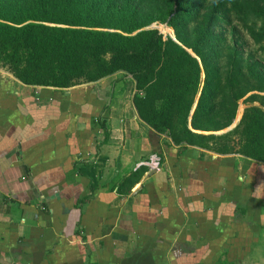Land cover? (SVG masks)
Instances as JSON below:
<instances>
[{
	"label": "crops",
	"instance_id": "obj_1",
	"mask_svg": "<svg viewBox=\"0 0 264 264\" xmlns=\"http://www.w3.org/2000/svg\"><path fill=\"white\" fill-rule=\"evenodd\" d=\"M6 76L0 264H264L262 164L166 149L101 81L75 95Z\"/></svg>",
	"mask_w": 264,
	"mask_h": 264
},
{
	"label": "trees",
	"instance_id": "obj_2",
	"mask_svg": "<svg viewBox=\"0 0 264 264\" xmlns=\"http://www.w3.org/2000/svg\"><path fill=\"white\" fill-rule=\"evenodd\" d=\"M188 2L0 0V62L7 64L13 76L25 85L48 87L54 92L71 88L75 95L83 91L81 87L74 88L77 80L90 83L123 72L134 83L132 104L139 118L158 134H166L170 139L164 143L166 149L172 148V144H185L213 150L198 141L205 135L196 132L211 130L214 126L209 117L213 109L210 87L218 86L217 72L205 59L202 46L205 41L219 38L216 25L220 20L230 18L228 6L231 0H213L210 5L201 2V6L186 11ZM170 13L172 16L167 18ZM156 20L167 21L176 40L168 34L164 38L156 28H144ZM192 24L195 28L191 31L189 26ZM248 31L254 40L264 37V32L250 27ZM190 35L197 36L191 39ZM169 47L175 50L171 51ZM185 48L200 57L205 71L200 96L189 119L193 100L187 91L192 85L187 83L182 69L184 60L194 63L193 77L198 75L199 69L196 58ZM235 59L237 62L236 54ZM257 64L254 61L248 72L264 80L257 74ZM234 109L228 110L229 118L220 120L216 129L232 121ZM181 111L184 112L181 118L183 130L177 133L172 130V121L175 113ZM240 122L244 123L243 132L255 147H261L264 111L256 106L246 108ZM216 152L224 154L227 151L216 149ZM247 155L264 160L260 155ZM255 177L253 191L264 199V173Z\"/></svg>",
	"mask_w": 264,
	"mask_h": 264
},
{
	"label": "rangeland",
	"instance_id": "obj_3",
	"mask_svg": "<svg viewBox=\"0 0 264 264\" xmlns=\"http://www.w3.org/2000/svg\"><path fill=\"white\" fill-rule=\"evenodd\" d=\"M203 1L189 0L185 10H190L194 6H201V2ZM212 1L205 0L203 4L210 5ZM228 7L230 18L222 19L216 25L215 32H217L219 38L212 40V42L205 41L202 46L204 48V54L206 55L205 59L209 62L211 69H215L217 72L218 86H209L212 94L210 105L213 106L209 117H211L212 124L215 127H210L211 130H197V133L205 135V137L198 141L202 145H209L214 151L216 149L225 150L227 152L224 154H237L242 158L250 159L252 163L262 164L264 166V160L252 159L247 155L256 154L264 157V138H262V146L256 148L254 142L243 132L244 123L240 122L246 108L256 106L264 111V80L253 77L248 72V67L256 61L258 63L256 66L257 74H260L264 78V37L259 40H254L248 31L250 27L254 31L264 32V2L263 0H231ZM171 16L172 14L170 13L167 18ZM44 23L49 25L57 24L52 22ZM154 23L155 25L151 27V24ZM167 25V21L161 22L156 20L144 28L162 29L163 31L161 33L164 38L167 37V34L174 37L173 28ZM189 27L192 31L194 24ZM104 29L115 30L114 28ZM194 36L197 35H190L191 39ZM169 49L171 51L175 50L173 47H169ZM185 49L191 53L192 57L196 58L199 69L198 75L193 77L194 63L188 59L184 60L182 69H184L185 76L187 77V83L192 85L191 90L187 91L188 97L193 100L188 116L189 119L200 96L201 88L205 80V71L200 57L193 53L191 49ZM0 73L5 76L8 74L10 77L15 78L10 67L4 62H0ZM99 81H101L100 83L102 85L108 84L111 85L110 88H116L117 93H122V104L133 107L131 97L135 92L134 83L123 72H115L90 83H85L84 79H80L76 81L75 86H88L99 83ZM139 93L142 94V91ZM207 93H210L209 90ZM239 94L240 96L237 97ZM230 109H234L236 117L234 116L228 125L216 129L220 120L229 118L226 113ZM183 113V111L176 112L172 121V130L177 133H182L183 130V121L181 120ZM163 135L165 136V140H168L166 134ZM149 162L152 163V160L150 159Z\"/></svg>",
	"mask_w": 264,
	"mask_h": 264
},
{
	"label": "built area",
	"instance_id": "obj_4",
	"mask_svg": "<svg viewBox=\"0 0 264 264\" xmlns=\"http://www.w3.org/2000/svg\"><path fill=\"white\" fill-rule=\"evenodd\" d=\"M151 160L152 163H150L149 161L147 162V164L152 168V169H158V162H159V156L156 154H153L151 156Z\"/></svg>",
	"mask_w": 264,
	"mask_h": 264
},
{
	"label": "water",
	"instance_id": "obj_5",
	"mask_svg": "<svg viewBox=\"0 0 264 264\" xmlns=\"http://www.w3.org/2000/svg\"><path fill=\"white\" fill-rule=\"evenodd\" d=\"M154 25H155V23H154V24H151V27H153ZM159 31L162 32L161 30H159ZM168 35L171 36L170 34H168ZM173 35H174V33H173ZM171 37H172L174 40H176V39H175V36H174V37L171 36ZM238 120H239V119H238ZM238 120H237V121H238ZM237 121H236V122H237ZM234 124H235V123H234ZM234 124H233V125H234Z\"/></svg>",
	"mask_w": 264,
	"mask_h": 264
},
{
	"label": "bare ground",
	"instance_id": "obj_6",
	"mask_svg": "<svg viewBox=\"0 0 264 264\" xmlns=\"http://www.w3.org/2000/svg\"><path fill=\"white\" fill-rule=\"evenodd\" d=\"M161 31H163V30L161 29Z\"/></svg>",
	"mask_w": 264,
	"mask_h": 264
}]
</instances>
